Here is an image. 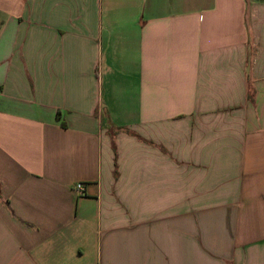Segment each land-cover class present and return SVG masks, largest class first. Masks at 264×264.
I'll list each match as a JSON object with an SVG mask.
<instances>
[{
  "label": "crops",
  "instance_id": "0c3cea01",
  "mask_svg": "<svg viewBox=\"0 0 264 264\" xmlns=\"http://www.w3.org/2000/svg\"><path fill=\"white\" fill-rule=\"evenodd\" d=\"M0 264H264V0H0Z\"/></svg>",
  "mask_w": 264,
  "mask_h": 264
},
{
  "label": "built area",
  "instance_id": "2783aa9c",
  "mask_svg": "<svg viewBox=\"0 0 264 264\" xmlns=\"http://www.w3.org/2000/svg\"><path fill=\"white\" fill-rule=\"evenodd\" d=\"M75 190L76 191H82L83 190V187H82V185L81 184H77V185H75Z\"/></svg>",
  "mask_w": 264,
  "mask_h": 264
},
{
  "label": "trees",
  "instance_id": "16d2710c",
  "mask_svg": "<svg viewBox=\"0 0 264 264\" xmlns=\"http://www.w3.org/2000/svg\"><path fill=\"white\" fill-rule=\"evenodd\" d=\"M111 139H112V141H113V135L111 136ZM113 150H114V147H113Z\"/></svg>",
  "mask_w": 264,
  "mask_h": 264
}]
</instances>
